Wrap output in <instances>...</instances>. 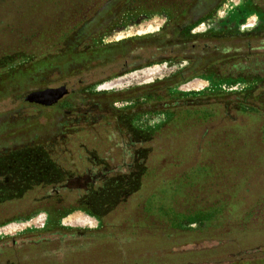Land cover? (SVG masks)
<instances>
[{"label":"trees","instance_id":"obj_1","mask_svg":"<svg viewBox=\"0 0 264 264\" xmlns=\"http://www.w3.org/2000/svg\"><path fill=\"white\" fill-rule=\"evenodd\" d=\"M223 1L0 0L1 264L60 250L2 247L29 229L87 246L142 232L170 243L195 226L212 246L110 264H264V52L252 46L264 10L247 2L262 22L251 31L196 32ZM156 15L155 33L103 40ZM160 63L175 67L104 87ZM195 77L203 89H176ZM60 85L52 105L24 98ZM70 214L91 223L66 226Z\"/></svg>","mask_w":264,"mask_h":264},{"label":"rangeland","instance_id":"obj_2","mask_svg":"<svg viewBox=\"0 0 264 264\" xmlns=\"http://www.w3.org/2000/svg\"><path fill=\"white\" fill-rule=\"evenodd\" d=\"M251 1V0H246ZM255 4L262 7L264 10V0H253ZM253 9L250 7L242 11V14L246 19L237 18L234 15L231 19L232 21L238 20V27L240 28V32L251 31L257 29L258 26L262 23L260 17L257 15L255 17V13L252 14ZM251 16V17H250ZM146 20L128 26L129 29L124 31L123 33H117L115 36H111L112 33H109L108 36H111V39L114 37L117 38L122 35H145L150 33H155L159 30L161 26L164 25V21L160 20L157 23L148 26ZM199 27L195 28V31H201L205 28V24L198 25ZM127 28V27H125ZM222 29V28H221ZM226 47H232V42H228L225 45ZM252 46L260 51L264 52V38L254 40ZM243 50V48H242ZM175 67V64L169 63H160V64H152L146 67H142L138 70L128 72L121 77L114 78L112 80L105 81L104 87L107 89H118L123 88L128 85L147 83L152 81L155 77H160L162 74L166 73L168 70H171ZM102 84V85H103ZM205 80L202 77H195L181 85L176 87L178 90L184 91H197L204 88ZM235 87H241L240 84L235 85ZM1 109V108H0ZM158 118H151L147 123H154ZM43 213H41V216ZM79 214V216H75V214H70L68 217L64 219V223L66 226L73 225L76 227H84L90 225V219ZM202 228V227H201ZM195 226V228H183V230H187L186 233L177 234V237L170 243L164 242L160 244L156 241V237L153 238L152 235L149 238L142 232V235L135 240H120L114 238H106L100 240H90V243L87 246H77L78 240H72L64 237L63 240L58 241L60 234H54L52 232H38L37 229H29L24 230L22 233L16 235H7L5 238L6 243L5 246L2 247H61L58 252L49 253V254H38L37 256H32L33 258H26L25 263L23 264H110L114 262H119L123 259L126 260H134L144 254L145 252H153L156 251L157 254L161 255V249L166 250V252L171 254L169 251L177 253L183 250H188L190 247H207L212 246L214 241L208 239V234L205 235V229L200 230ZM195 230V231H194ZM197 230V231H196ZM61 235L64 234V231L60 232ZM197 240L194 243H190L192 240ZM74 247V248H73ZM40 251V250H39ZM182 254H180V257ZM179 257V258H180ZM162 260V257H160ZM184 260L185 258H181ZM4 258L0 256V264L3 262Z\"/></svg>","mask_w":264,"mask_h":264},{"label":"flooded vegetation","instance_id":"obj_3","mask_svg":"<svg viewBox=\"0 0 264 264\" xmlns=\"http://www.w3.org/2000/svg\"><path fill=\"white\" fill-rule=\"evenodd\" d=\"M251 3H254V1L251 0ZM246 4H247L246 0H224L209 17L199 22L196 25V28L199 27L198 25L203 26V24H205V28L201 31H204L208 28H214L215 30L221 28L222 30H227V29L240 30V28L238 27V20L232 21L231 18L234 15H236L237 18L239 19L244 18L242 11L246 9ZM253 13H255V17L257 18V13L254 11V9L252 14H248V15H253ZM164 16L167 17L166 15ZM246 18L247 17L245 16L244 19ZM166 21H164V24L166 23ZM239 21H241V19Z\"/></svg>","mask_w":264,"mask_h":264},{"label":"water","instance_id":"obj_4","mask_svg":"<svg viewBox=\"0 0 264 264\" xmlns=\"http://www.w3.org/2000/svg\"><path fill=\"white\" fill-rule=\"evenodd\" d=\"M120 33V32H119ZM123 33V32H121ZM123 36V35H122ZM121 36L117 37L120 38ZM68 89L65 85H60L57 87H46L42 89H35L29 91L25 95V99L30 102L39 103L42 105H52L61 99Z\"/></svg>","mask_w":264,"mask_h":264},{"label":"crops","instance_id":"obj_5","mask_svg":"<svg viewBox=\"0 0 264 264\" xmlns=\"http://www.w3.org/2000/svg\"><path fill=\"white\" fill-rule=\"evenodd\" d=\"M160 20H163V21H166V17L164 16V15H156V16H152V17H150V18H147L146 19V24L148 25V26H150V25H153V24H155V23H157L158 21H160ZM130 27H132V26H130ZM127 29H129V27H127V28H124V29H121V30H116L115 32H113L112 33V35L111 36H115L117 33H119V32H124V31H126ZM134 35H136V34H133V35H123V36H121L120 38H113V39H111V36H106V37H104V41L105 42H109V41H115V40H119V39H123V38H127V37H130V36H134Z\"/></svg>","mask_w":264,"mask_h":264}]
</instances>
